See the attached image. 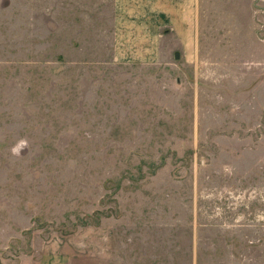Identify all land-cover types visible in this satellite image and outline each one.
Here are the masks:
<instances>
[{"label": "rangeland", "instance_id": "374dc122", "mask_svg": "<svg viewBox=\"0 0 264 264\" xmlns=\"http://www.w3.org/2000/svg\"><path fill=\"white\" fill-rule=\"evenodd\" d=\"M118 1L0 0V264H264V0Z\"/></svg>", "mask_w": 264, "mask_h": 264}, {"label": "crops", "instance_id": "0c3cea01", "mask_svg": "<svg viewBox=\"0 0 264 264\" xmlns=\"http://www.w3.org/2000/svg\"><path fill=\"white\" fill-rule=\"evenodd\" d=\"M173 0H165L167 5H171V2ZM174 2V1H173ZM118 4H131L132 8L130 7L128 17L127 19L123 17L121 14L118 13L119 17V23L117 26L119 27L118 30V45L116 47V51L118 52L119 56L117 57L120 62H144L141 61L140 57L143 56L146 60H149L150 58H153L152 50L154 47H157L154 43V38L156 34L153 32L152 34V27H155V22H157L160 16V13L151 12L149 13L150 8L147 7V9L144 8L145 0H122L121 2L118 1ZM181 7H183L185 12V18L183 16V23L188 22V13L191 14L192 8L188 6H192V0H189L187 3V0H183ZM141 5V8L139 9V6ZM140 12H139V11ZM161 12V10L159 11ZM149 14H151V18H148ZM171 14V13H169ZM167 16V13H165V17ZM169 17V15H168ZM167 18V17H166ZM144 19L150 20L153 22V24L150 26V24L146 23ZM121 23V24H120ZM159 29V28H158ZM155 30V29H154ZM157 30V29H156ZM144 37H148L150 42H145ZM159 37V35H158ZM124 48L127 50H124ZM128 48V49H127ZM147 53L150 54L147 56ZM23 263H30L35 264L33 262L38 261L36 259H32L28 255L24 256ZM22 263V264H23Z\"/></svg>", "mask_w": 264, "mask_h": 264}, {"label": "clouds", "instance_id": "9594fccd", "mask_svg": "<svg viewBox=\"0 0 264 264\" xmlns=\"http://www.w3.org/2000/svg\"><path fill=\"white\" fill-rule=\"evenodd\" d=\"M27 146V141L25 139H21L16 146L13 147L12 152L14 155H19V152L22 148Z\"/></svg>", "mask_w": 264, "mask_h": 264}, {"label": "water", "instance_id": "95a60500", "mask_svg": "<svg viewBox=\"0 0 264 264\" xmlns=\"http://www.w3.org/2000/svg\"><path fill=\"white\" fill-rule=\"evenodd\" d=\"M174 57H175V59H178L179 58V54L175 53Z\"/></svg>", "mask_w": 264, "mask_h": 264}]
</instances>
